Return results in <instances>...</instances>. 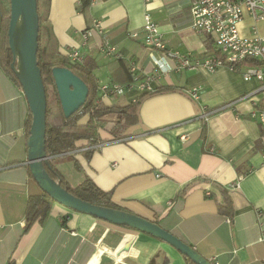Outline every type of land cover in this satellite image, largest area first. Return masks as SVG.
I'll return each mask as SVG.
<instances>
[{
    "label": "crops",
    "instance_id": "0c3cea01",
    "mask_svg": "<svg viewBox=\"0 0 264 264\" xmlns=\"http://www.w3.org/2000/svg\"><path fill=\"white\" fill-rule=\"evenodd\" d=\"M40 4L44 57H69L78 49L95 61L97 81L127 85L121 94L98 91L101 105L120 107L140 98L138 121L124 136L114 137L119 114L110 113L98 130L99 145L84 138L50 156L64 178L72 185L91 178L121 209L159 222L213 264H264V127L251 115V97H244L260 81L226 66L176 70L175 58L144 41L150 11L168 48L197 57L214 52L213 40L194 29L191 0ZM247 19L252 21L247 16L242 23ZM105 39L117 46L118 57L102 51ZM131 64L138 80L153 75L154 90L129 80ZM194 86L197 99L187 92ZM204 105L216 109L208 119L200 116ZM29 111L21 84L0 56V264H187L182 252L153 234L56 200L26 230L28 198L44 192L27 164ZM226 197L232 213L219 208Z\"/></svg>",
    "mask_w": 264,
    "mask_h": 264
},
{
    "label": "water",
    "instance_id": "95a60500",
    "mask_svg": "<svg viewBox=\"0 0 264 264\" xmlns=\"http://www.w3.org/2000/svg\"><path fill=\"white\" fill-rule=\"evenodd\" d=\"M10 8L8 35L13 54L12 68L21 83L32 113L27 164L41 188L54 200L71 208L153 234L173 245L197 264H213L192 244L184 241L159 222L128 210L83 199L70 192L50 175L47 167L51 166V155L46 149L47 96L37 58L40 34L38 0H10ZM52 73L64 114L68 117L86 103L89 86L70 67L55 65L52 67Z\"/></svg>",
    "mask_w": 264,
    "mask_h": 264
},
{
    "label": "built area",
    "instance_id": "2783aa9c",
    "mask_svg": "<svg viewBox=\"0 0 264 264\" xmlns=\"http://www.w3.org/2000/svg\"><path fill=\"white\" fill-rule=\"evenodd\" d=\"M191 10L194 29L208 35L213 40L216 48L214 52L197 57L190 53L168 48L163 32L160 31L159 24L152 17L150 11H147L144 16L145 44L164 50L167 55L175 58L177 61L176 70L197 67L215 70L221 66H226L232 71L240 72L247 80L256 79L260 81V85L244 97H251V115L264 127V0H191ZM247 16L253 22L249 26V33L242 34L239 24ZM260 23L262 25H259ZM95 25L99 27L100 21H96ZM136 34L138 33H132V35ZM83 35L84 41H86L88 32H84ZM102 51L107 56L120 55L117 46L108 39L104 40ZM69 58L72 61H82L84 55L75 49L69 53ZM130 66L134 74L133 81L137 87L145 92L154 90L151 83L153 75H147L145 79L138 80V76L135 74V66L133 64ZM126 86L117 82H105L101 83L100 92L104 96L121 94ZM187 92L194 99L200 96L198 86L188 89ZM257 94H259L258 97ZM231 104L233 102H228L225 105ZM215 110L208 109L204 105L200 116L208 119ZM97 145L99 144L97 143ZM90 147L92 144L86 145L82 149Z\"/></svg>",
    "mask_w": 264,
    "mask_h": 264
},
{
    "label": "trees",
    "instance_id": "16d2710c",
    "mask_svg": "<svg viewBox=\"0 0 264 264\" xmlns=\"http://www.w3.org/2000/svg\"><path fill=\"white\" fill-rule=\"evenodd\" d=\"M89 0H81V7H84ZM38 10L40 14V34H39V50L37 58L42 72L46 96H47V129H46V149L49 155L61 153L77 146L80 139H89L92 143H97L99 137L98 130L104 128L106 120L104 116L110 113H118L119 118L111 128L114 137H122L124 130L131 124L138 121V107L140 98L129 102L120 107L104 106L95 102L96 94L100 91L101 83L97 81L94 75L96 63L91 58H84L82 61H72L68 56L60 57L56 60L48 59L43 56L41 49V32L42 23L45 15L41 10L40 0H38ZM1 24H0V56L1 63L6 72L19 84L20 81L12 68L13 54L9 46L8 28L10 22V0H0ZM118 57V56H117ZM55 65H63L70 67L75 73L82 77L89 86V96L86 103L70 116H65L62 104L59 98L57 87L55 84L52 67ZM131 66L127 67V76L133 81L134 74ZM120 83V82H117ZM122 84V83H120ZM87 120H83L85 116ZM32 123V113L29 111L27 117V130L30 133ZM50 175L59 181L65 188L73 194L89 200L91 202L106 205L110 207L118 206L111 198V192L100 188L91 178H86L77 185L70 184L51 161V166L47 167ZM31 175L32 172L29 168ZM54 200L47 192L42 194L31 195L28 198L26 208V224L25 229L28 230L32 223L38 219H42L48 214L50 203ZM221 211L232 213L233 205L231 199L226 197L219 204ZM187 264H197L189 256L185 255Z\"/></svg>",
    "mask_w": 264,
    "mask_h": 264
},
{
    "label": "rangeland",
    "instance_id": "374dc122",
    "mask_svg": "<svg viewBox=\"0 0 264 264\" xmlns=\"http://www.w3.org/2000/svg\"><path fill=\"white\" fill-rule=\"evenodd\" d=\"M249 22H253V21H251L250 19H247V22H245V23H240L239 24V27H240V31H241V33L242 34H247V33H249V26H250V24H249ZM259 25H262L261 23L259 24ZM251 33V32H250Z\"/></svg>",
    "mask_w": 264,
    "mask_h": 264
}]
</instances>
